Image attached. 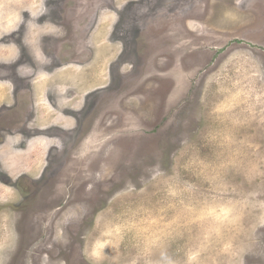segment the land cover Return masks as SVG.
<instances>
[{
    "label": "rangeland",
    "instance_id": "1",
    "mask_svg": "<svg viewBox=\"0 0 264 264\" xmlns=\"http://www.w3.org/2000/svg\"><path fill=\"white\" fill-rule=\"evenodd\" d=\"M21 82L0 264L40 240L36 264H78L57 236L90 264H264V0H0V103Z\"/></svg>",
    "mask_w": 264,
    "mask_h": 264
},
{
    "label": "flooded vegetation",
    "instance_id": "2",
    "mask_svg": "<svg viewBox=\"0 0 264 264\" xmlns=\"http://www.w3.org/2000/svg\"><path fill=\"white\" fill-rule=\"evenodd\" d=\"M76 46L77 45H73V48H71V50L76 49ZM54 50L57 51L56 49H54ZM68 52H69V50L66 48L64 50L63 54L66 55V53H68ZM48 59L51 63H54V64L56 63V61L53 59V57L51 55H48ZM77 76L79 77V75H77ZM2 80H4V79H2ZM5 80H7V79H5ZM32 84L33 83H31V89H32L31 91H28L27 84L26 83L23 84L22 82L19 85L17 83H16V85H12L13 87H11L12 88L11 90H10V88L8 89L7 94L10 95V98H11V96H14L15 100L12 102H10V101L4 102L3 101L2 103H0V134H2V133L6 134V133H9L10 131L13 132L14 131L13 129H15V121L18 122L20 120V117H22V116L25 118L30 117L33 106L36 104V95H35L36 88H35V85H34V87H32ZM21 97L25 98L24 103L20 102ZM7 124L11 125V128ZM22 131L23 130H18L17 132L22 133ZM14 133L15 132L11 133V135H14ZM55 134L56 133L54 131H51V132L45 134V137L48 139V146H50V147L52 146V144L54 142ZM31 144H32V142H31ZM54 147L55 148L51 147L53 149H50L48 152L49 158L47 155L46 165H45L44 169L46 167H48L46 169H49V166H50L49 160L52 157V155H50L51 152L53 153V151H57L55 149L60 148V146H58V145H54ZM58 156L60 157L59 159H58ZM58 156H57V159H54V161H60V160L61 161H60V163L54 162V164L52 166L54 172L56 171V169H58V167H60V164L62 167L67 166V164L70 160V159L64 158L65 156H63L61 154L60 149L58 151ZM63 158H64V160H62ZM81 161H82V159H80V157L78 155L77 156L73 155L71 161L69 162V170L65 171L64 169L61 168L59 170V172L56 173L53 180H55L56 182L59 183L58 187L61 191H59L58 193L63 192L64 194L69 195V193L67 191L66 192L64 191V188L66 189L67 187H69L72 190H74L76 188L77 182H73L70 180V174L75 175V171H77L82 165ZM41 178L43 180V177H41ZM41 178H39V179H41ZM44 181L46 182L45 186L49 185V182L46 179ZM72 190H70V191H72ZM49 225H50V223H49ZM0 237H2V239L6 240L5 235H2L1 231H0ZM45 238H47V236ZM55 240L56 241L54 243H57L55 245H57V249L59 250L58 253L60 255L66 256V257L68 256V258H67L68 260L69 259L76 260L79 262L78 264H90L87 261L86 257H84V254H82L81 252L79 254L76 251L70 249L69 245H71V243H68V241H67V244L60 243L59 242L60 237H58V236L55 237ZM50 245H51L50 241H47V240H40L38 242H35L32 246H30V247L27 246L25 248L26 250L23 251L21 254V259H19L20 249H21L19 247V244H17V243L12 244L10 246V248L7 249V251L11 250V254L15 257V261L20 260L22 262L21 264H27V260L29 259V257L31 258L32 264H36L37 256L46 254L44 251L47 250L48 248H50Z\"/></svg>",
    "mask_w": 264,
    "mask_h": 264
},
{
    "label": "water",
    "instance_id": "3",
    "mask_svg": "<svg viewBox=\"0 0 264 264\" xmlns=\"http://www.w3.org/2000/svg\"><path fill=\"white\" fill-rule=\"evenodd\" d=\"M27 264H32L31 262V258L29 257V259L27 260Z\"/></svg>",
    "mask_w": 264,
    "mask_h": 264
}]
</instances>
